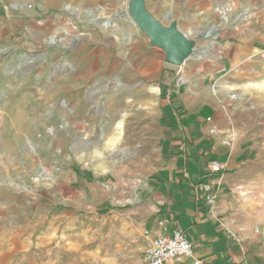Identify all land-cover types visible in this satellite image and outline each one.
Instances as JSON below:
<instances>
[{"label":"rangeland","instance_id":"obj_1","mask_svg":"<svg viewBox=\"0 0 264 264\" xmlns=\"http://www.w3.org/2000/svg\"><path fill=\"white\" fill-rule=\"evenodd\" d=\"M132 1L0 0V264H146L141 190L156 165L152 113L165 55L133 22ZM142 2L193 46L201 39L193 56L207 59L205 71L223 57L222 25L253 20L244 0ZM240 71L230 86L222 76L196 79L204 108L256 107L252 118L264 121V87H245ZM256 144L264 167V137ZM262 170L238 214L264 227ZM243 225L239 247L248 232L264 243Z\"/></svg>","mask_w":264,"mask_h":264},{"label":"crops","instance_id":"obj_2","mask_svg":"<svg viewBox=\"0 0 264 264\" xmlns=\"http://www.w3.org/2000/svg\"><path fill=\"white\" fill-rule=\"evenodd\" d=\"M244 2L253 10L252 22L222 25L221 31L227 34L228 43L220 60L211 58L208 71L204 70L206 58L192 55L179 66L162 60L164 70H159L158 76L164 85L152 113V126L156 129V165L145 175L141 190L146 210L142 220L146 227L144 232L155 230L159 219L170 228H182L192 243L194 257L207 264H264V243L254 242L250 232L245 236L251 239L243 247L228 240L208 215L205 202L195 190V184L207 176L210 160L225 161L227 168L222 181L216 184L219 192L216 212L231 225H255L239 216L238 210L243 205L238 201L249 192L250 178L262 177L264 167L261 154L256 152V143L264 137L261 131L264 121L251 116V113L261 114L262 110L254 107L239 114L237 110L222 111L214 102H209L211 107L205 109L206 100L197 90L203 80L201 84L196 80L208 76L216 80L222 76L230 86L232 71L243 66L240 71L243 74L239 75L247 78L244 79L245 87L253 92L264 87V0ZM215 39L220 40L218 36ZM196 46L201 47V39ZM155 51L161 54L160 50ZM178 68L183 83L177 81ZM208 116L211 121H207ZM212 125L217 127L213 134L209 133ZM117 126L121 128L120 122ZM230 131L236 135L232 150L221 143Z\"/></svg>","mask_w":264,"mask_h":264},{"label":"built area","instance_id":"obj_3","mask_svg":"<svg viewBox=\"0 0 264 264\" xmlns=\"http://www.w3.org/2000/svg\"><path fill=\"white\" fill-rule=\"evenodd\" d=\"M207 121H211V116H208ZM217 132V127L212 125L209 128V133ZM236 135L233 131L227 133L222 138L221 143L227 146L230 150L235 145ZM227 168V163L219 159L209 161L208 174L204 180L198 181L195 184V190L202 197V200L207 206L208 215L214 220L216 226L222 230L225 236L231 242L240 245L243 241L245 226L243 224L231 225L221 219L216 212V204L218 199V187L221 183L223 172ZM145 235L148 237V244L143 252V260L146 264H170L182 259L189 258L193 264H207L204 260L195 258L191 241L185 235L182 228L173 226L168 227L163 219L157 220V228L155 230H146ZM252 233L259 240H264V227L255 225L252 228Z\"/></svg>","mask_w":264,"mask_h":264},{"label":"water","instance_id":"obj_4","mask_svg":"<svg viewBox=\"0 0 264 264\" xmlns=\"http://www.w3.org/2000/svg\"><path fill=\"white\" fill-rule=\"evenodd\" d=\"M135 2V1H134ZM132 8L129 10L133 22L138 24L148 36L152 45L163 50L165 61L174 65H181L193 54L200 52L194 45V40L187 37L185 33L172 24L165 26L153 18L144 8L142 0L132 1ZM172 23L171 19H168ZM207 36V34H203Z\"/></svg>","mask_w":264,"mask_h":264}]
</instances>
